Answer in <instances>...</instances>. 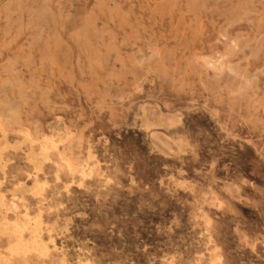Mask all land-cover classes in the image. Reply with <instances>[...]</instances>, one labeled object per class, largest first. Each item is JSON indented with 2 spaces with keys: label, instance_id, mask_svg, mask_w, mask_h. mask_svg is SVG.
Segmentation results:
<instances>
[{
  "label": "rangeland",
  "instance_id": "1",
  "mask_svg": "<svg viewBox=\"0 0 264 264\" xmlns=\"http://www.w3.org/2000/svg\"><path fill=\"white\" fill-rule=\"evenodd\" d=\"M0 107V264H264V0H0Z\"/></svg>",
  "mask_w": 264,
  "mask_h": 264
},
{
  "label": "bare ground",
  "instance_id": "2",
  "mask_svg": "<svg viewBox=\"0 0 264 264\" xmlns=\"http://www.w3.org/2000/svg\"><path fill=\"white\" fill-rule=\"evenodd\" d=\"M19 29H20V28H19ZM210 63H211V62H210ZM16 90H17V89H16ZM119 97H120V96H119ZM8 103H9V102H8ZM132 103H133V102H132ZM1 104H3V103L1 102ZM143 104H144V103H143ZM143 104H142V105H143ZM6 105H7V104H6ZM9 105H10V107H11L12 103H11V104H8V107H9ZM13 105H14V104H13ZM16 105H17V104H16ZM16 105H15V106H16ZM4 106H5V105H4ZM17 106H18V105H17ZM17 106H16V107H17ZM13 107H14V106H12V108H13ZM14 108H15V107H14ZM0 109H2V108L0 107ZM4 109H5V108H4ZM7 110H8V109H7ZM2 111H4V110H2ZM9 111H10V109H9ZM9 111H8V112H9ZM4 112H5V111H4ZM4 112H3V113H4ZM8 112H7V114H8ZM126 112H127V111H126ZM9 114H10V113H9ZM0 115H1V113H0ZM2 115H3V114H2ZM2 115H1V117H2ZM6 116H7V115H6ZM11 116H12V115H11ZM12 117L14 118V115H13ZM4 118H5V116H4ZM6 118L8 119V117H6ZM9 118H10V117H9ZM16 118L19 119L20 117H19V118L16 117ZM2 119H3V117H2ZM143 119H144V118H143ZM143 119H142V120H143ZM10 120H11V119H10ZM13 120H15V119H12V122H13ZM20 120H21V119H20ZM3 122H6V121H3ZM19 122L21 123V121H19ZM14 123H15V121H14ZM139 123H140V122H139ZM2 124H3V123H2ZM5 125L8 126V125H11V123L9 122V123L7 124V122H6ZM13 125H17V124L15 123V124H13ZM0 126H1V125H0ZM19 126H20V125H19ZM6 128H7V127H6ZM34 128H35V127H34ZM34 128L32 129L33 131L35 130ZM18 130H19V129H18ZM0 132H1V130H0ZM29 132H30V131H29ZM66 132H67V131H66ZM2 133H3V132H2ZM19 133H20V132H19ZM34 133H35V132H34ZM35 134H37V133H35ZM23 135H25V134H23ZM26 135H27V133H26ZM26 135H25V136H26ZM39 135H40V134H39ZM39 135H38V136H39ZM55 135H56V134H55ZM21 136H22V135H21ZM27 136H28V135H27ZM22 137H23V136H22ZM52 137H53V136H52ZM54 138H55V137H54ZM26 139H28V137H27ZM46 139H48V138H46ZM46 139L43 140V137H42V140H43V141L41 140V141H42L41 143L45 142ZM177 139H179V138H177ZM22 140L24 141V139H22ZM47 141L49 142V140H47ZM52 141H53V140H52ZM177 141H178V140H177ZM27 142H28V141H27ZM31 142H32V141H31ZM34 142H36V140H35ZM32 143H33V142H32ZM45 143H47V142H45ZM53 143H54V141H53ZM53 143L51 142L50 145L53 144ZM184 143H185V142H184ZM21 144H22V143H21ZM28 144H29V142H28ZM178 144H180V143L178 142ZM178 144H177V146H178ZM53 145H54V144H53ZM39 146H41V145H39ZM43 146H44V147H43ZM43 146H42V148H45V145H43ZM51 146H52V145H51ZM185 146H186V145H185ZM46 147H47V146H46ZM40 148H41V147H40ZM48 148L50 149V146H49ZM52 148H55V147L52 146ZM38 149H39V148H38ZM49 149H48V150H49ZM0 150H1V148H0ZM44 150H47V149L45 148ZM44 150H43V151H44ZM40 151H41V150H40ZM46 153H47V152H46ZM61 156H62V155H61ZM29 157H31V155H30ZM58 157H60L59 154H58ZM31 158H32V157H31ZM29 159H30V158H29ZM36 159H37V158H36ZM46 159H47V158H45V160H46ZM60 159H61V158H60ZM39 160H40V159H39ZM47 160H48V159H47ZM48 161H49V160H48ZM2 162H3V161H2ZM65 162H66V161H65ZM67 164H68V163H67ZM67 164H66V165H67ZM42 165H43V163H42ZM78 166H79V165H78ZM78 166H77V167H78ZM67 167H70L69 164H68ZM79 167H80V166H79ZM34 168H35V167H34ZM73 168H74V167H73ZM73 168H72V169H73ZM84 168H85V167H84ZM87 168H88V167H87ZM82 169H83V168H82ZM36 170H37V169H36ZM67 170H68V168H67ZM80 170H81V169H80ZM3 171H4V170H3ZM68 171H70V170H68ZM81 171H82V170H81ZM81 171H80V172H81ZM82 173H83V172H81V174H82ZM86 173H87V172H86ZM78 174H79V173H78ZM81 174H80V175H81ZM87 174H89V172H88ZM84 176H85V175H84ZM88 176H89V175H88ZM88 176H87V177H88ZM27 177H28V176H27ZM81 177H83V176H81ZM87 177H86V178H87ZM45 183H46V182H42L41 184L44 185ZM76 183H77V182H76ZM18 184H19V183H18ZM35 184H36V182H35ZM33 185H34V184H33ZM33 185H32V186H33ZM43 185H42V186H43ZM17 186H19V185H17ZM21 186H22V185H21ZM37 186H38V185H37ZM37 186H36V188H38ZM45 186H46V185H45ZM79 186H80V185H79ZM28 187H29V186H28ZM30 187H31V186H30ZM30 187H29V189H30ZM40 187H41V186H40ZM40 187H39V188H40ZM41 188H42V187H41ZM31 189H32V188H31ZM34 189H35V186H34ZM35 190H36V189H35ZM39 190H40V189H39ZM65 190H66V189H65ZM29 191H31V190H29ZM33 191H34V190H33ZM0 194H1V193H0ZM0 200H1V198H0ZM0 202H1V201H0ZM2 202H3V201H2ZM0 204H1V203H0ZM2 204H3V203H2ZM2 204H1V205H2ZM4 207H5V205H4ZM8 207H9L10 209H16L17 205H16L15 202H10V204L8 205ZM5 208H6V207H5ZM1 209H2V208H1ZM6 209H8V208H6ZM4 210H5V209H4ZM8 211H9V210H8ZM24 212H25V211H24ZM24 212H23V213H24ZM26 212H27V210H26ZM3 214H4V213H3ZM24 214H25V213H24ZM0 215H1V214H0ZM20 216H21V215H20ZM23 216H24V215H23ZM31 216H32V215H31ZM4 217H5V216H4ZM4 217H3V218H4ZM24 217L26 218V216H24ZM24 217H23V218H24ZM34 217H36V216H34ZM14 218H16V217H14ZM14 218H13V219H14ZM23 218H22V219H23ZM27 218H28V217H27ZM4 219H5V218H4ZM19 219H20V218H19ZM34 219H35V218H34ZM37 219H39V217H38V218L36 217V221H37ZM20 220H21V219H20ZM20 220H19V221H20ZM30 220H31V219H30ZM30 220H29V221H30ZM41 220H42V219H41ZM2 221H3V220H2ZM17 221H18L17 219L14 221V224H13V225H15V227H16V225L20 226V225L18 224ZM26 221H27V220H26ZM26 221H23V223H24V222L26 223ZM29 221H27V222H29ZM34 221H35V220H34ZM7 222H8V221H7ZM16 222H17V224H15ZM37 222H38V221H37ZM1 223H2V222H1ZM3 223H5V221H4ZM3 223H2V224H3ZM21 223H22V222H21ZM32 223H35V222H32ZM38 223H39V222H38ZM35 224H37V223H35ZM4 225H5V224H4ZM6 225H7V224H6ZM27 225H28V224H27ZM0 226H2V225H0ZM8 226H9V225H8ZM10 226H12V223H11ZM46 226H47V224H46ZM15 227H14V228H15ZM34 227H35V226H34ZM2 228H3V226H2ZM4 228H5V227H4ZM14 228L12 227L11 229H12V233H14V231H15V233L13 234V236L15 235V238L13 237V238L15 239V242L13 241L14 243L12 244V246H10V247L8 248V249H9V252H10L11 254H16V255H17V254H20V255L22 254V255L24 256V255H25L27 252H29L31 249H34V248H35V247H34L35 245H39L35 239L33 240V237H32L33 242H32V244H31L30 246H29L28 244H25L24 241H22V239H21V229H20V227H16L15 230H14ZM28 228H29V227H28ZM35 228H36V227H35ZM30 229H31V228H30ZM41 229H43V227H41ZM13 230H14V231H13ZM26 230H27V229H26ZM46 230H47V229H46ZM48 230H49V229H48ZM4 231H5V229H4ZM35 231H36V230H35ZM37 231H38V230H37ZM5 232H6V231H5ZM10 232H11V231H10ZM27 232H28V231H27ZM43 232H44V230H43ZM46 232H47V231H46ZM22 233H23V231H22ZM35 233H36V232H35ZM48 234H49V233H48ZM48 234H47V236H50V235H48ZM7 235H8V233H7ZM22 235H23V234H22ZM43 235H44V234H43ZM10 236H11V235H10ZM10 236H9V238H10ZM26 236H27V235H26ZM32 236H33V235H32ZM5 237H6V235H5ZM55 237H56V236H55ZM6 238H7V237H6ZM23 238H24V237H23ZM26 238H28V237H26ZM36 238H37V237H36ZM24 239H25V238H24ZM28 239H29V238H28ZM30 239H31V238H30ZM44 239H45V238H44ZM50 239H51V238H50ZM7 240H8V239H7ZM29 241H30V240H29ZM49 241H50V240H49ZM49 241H48V242H49ZM25 242H26V241H25ZM30 243H31V242H30ZM52 244H53V243H52ZM10 245H11V244H10ZM45 245H46V244H45ZM41 246H43V245H41ZM43 247H44V246H43ZM53 247H54V246H53ZM53 247H52V248H53ZM5 248H6V246H5ZM40 248H42V247H40ZM40 248H39V249H40ZM43 249H45V248H43ZM53 249H54V248H53ZM40 250H41V249H40ZM49 250H50V249H49ZM49 250H48V251H49ZM51 250H52V249H51ZM34 251H35V250H34ZM43 251H44V250H43ZM45 251H47V250L45 249ZM6 252H8V251H6ZM36 252H37V251H36ZM39 252H40V251H39ZM10 253H9V255H10ZM29 253H30V252H29ZM44 253H45V252H44ZM44 253H43V254H44ZM46 253H47V252H46ZM46 253H45V255H46ZM27 254H28V253H27ZM30 254H31V253H30ZM30 254H29V255H30ZM41 254H42V253H41ZM41 254L39 253L40 256H41ZM43 254H42V255H43ZM48 254H49V253H47V255H48ZM51 254H52V253H51ZM20 255H19V256H20ZM37 255H38V254H36L35 256H37ZM45 255H44V256H45ZM0 256H2V255H0ZM4 256H5V255H4ZM23 256H21V257H23ZM25 256H26V255H25ZM62 256H63V255H62ZM2 257H3V256H2ZM7 257H8V256H7ZM26 257H27V256H26ZM42 257H43V256H42ZM0 258H1V257H0ZM0 260H1V259H0ZM2 261H3V260H2ZM5 261H6V262H7V261L10 262V261L7 260V259H6ZM5 261H3V262H5ZM41 261H42V260H41ZM44 261H45V260H44ZM85 261H86V260H85ZM8 262H7V263H8ZM23 262H24V261H23ZM86 262H87V261H86ZM82 263H83V262H82ZM5 264H6V263H5ZM8 264H9V263H8ZM60 264H61V263H60Z\"/></svg>",
  "mask_w": 264,
  "mask_h": 264
},
{
  "label": "crops",
  "instance_id": "3",
  "mask_svg": "<svg viewBox=\"0 0 264 264\" xmlns=\"http://www.w3.org/2000/svg\"><path fill=\"white\" fill-rule=\"evenodd\" d=\"M13 202H15V201H13ZM16 205H17V203H16Z\"/></svg>",
  "mask_w": 264,
  "mask_h": 264
}]
</instances>
